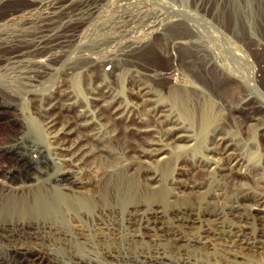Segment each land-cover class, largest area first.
<instances>
[{
	"label": "bare ground",
	"instance_id": "6f19581e",
	"mask_svg": "<svg viewBox=\"0 0 264 264\" xmlns=\"http://www.w3.org/2000/svg\"><path fill=\"white\" fill-rule=\"evenodd\" d=\"M101 1L0 0V264H264V42L188 21L157 64Z\"/></svg>",
	"mask_w": 264,
	"mask_h": 264
},
{
	"label": "rangeland",
	"instance_id": "374dc122",
	"mask_svg": "<svg viewBox=\"0 0 264 264\" xmlns=\"http://www.w3.org/2000/svg\"><path fill=\"white\" fill-rule=\"evenodd\" d=\"M100 5L101 10L99 11V15L101 17L97 14V20L101 19V21L98 20L97 23L107 22L108 24L116 25L119 21L123 23L125 18H127L131 22L134 21L131 26L134 28L135 32H138V34L140 33L139 35H144L145 37L147 36L150 41L149 46L142 54L148 57L152 62L161 65H166L170 62L169 58L165 56L167 45L166 42L169 39L171 40L176 33L187 34L188 29L185 24L188 21L191 23L194 22L193 24L196 26V28H199L204 33L207 32L206 34L210 35V37L218 36L221 43L223 44L227 40L228 36L235 37L239 41L241 39V42L245 43L244 46L247 49H249L247 44L250 45V43H252L248 36L264 42V0H102L100 2ZM9 6L10 5H7V7ZM149 18H151V20L157 19L156 21L158 22L160 20H163L164 22L162 21V24L169 23L171 19L172 22L166 27V29L157 30L152 34H149L150 29L148 30L147 28V23H149L147 22V19ZM95 26L92 27L91 25V29L87 31L86 36L87 38L89 37V40L84 37L86 39L84 43H89L88 45H86V47L88 46V48L90 49L93 45L94 47L92 46L91 49H94L92 51L97 52L98 48V53L100 52L102 54L108 53V51L111 49L113 50L114 46L116 45L115 42V45L113 44L111 48V42H108V44H103V46L102 44H98V40H107L109 36H112L115 33V30L111 31V33L109 31L108 35V30H104L101 27H98L97 24ZM146 30L148 31V34L146 33ZM88 33L91 35L89 36ZM132 34L135 33L133 32ZM95 36H97V39L95 38ZM98 37L100 39H98ZM123 37L124 36H120V34L118 33L117 40L121 38L123 39ZM91 41H94L93 43L95 45L93 43L91 44ZM100 45L102 46V48H100ZM80 47V49L86 48L85 46ZM76 48L77 47H75V49ZM77 49L80 50L79 48ZM102 50H104L105 52H103ZM187 51L189 52L188 48L185 47V45H179V47L174 50V53L178 55L179 59H181L182 63H184L185 57L188 56ZM259 51V56H262L261 53L263 52V50ZM117 72H119V70ZM66 78H69L70 81L74 83L73 85L76 89V93H79L82 99L84 98V100H88V97L91 94H89V90L86 89L87 87L84 77L79 74L76 76H66ZM124 78L122 80L123 82L126 81L125 83H123L121 79H117L118 81L115 79V86H117L118 84L121 86L122 84L121 87L119 85V87H116L117 90H123L121 91L122 93H126L125 95H129V92L126 89L130 87V85H128L127 79ZM50 79L51 78H48L46 80L44 88L48 83L50 85L52 81V79L51 81ZM85 95L87 98L85 97ZM130 97L132 96L130 95ZM63 118L65 117L63 116ZM14 126L17 127V125L15 124ZM8 131V126L0 122V134H6ZM250 133L252 134V139L258 140V135L255 134V126L250 127ZM251 150L249 149V151L247 152L251 153ZM254 150V154L256 155V153H258V150L256 148H254ZM254 154H252V156H254ZM33 155L34 157H36L38 153L34 152ZM254 158L256 157L254 156ZM184 166H187V168L191 167L188 164ZM195 175L198 177L202 176L200 173H196ZM244 180L245 182L249 181L250 183H252L251 180L247 178H242V181ZM250 253L252 255L251 257L259 256L258 253Z\"/></svg>",
	"mask_w": 264,
	"mask_h": 264
}]
</instances>
